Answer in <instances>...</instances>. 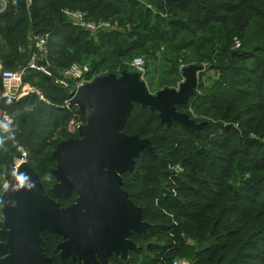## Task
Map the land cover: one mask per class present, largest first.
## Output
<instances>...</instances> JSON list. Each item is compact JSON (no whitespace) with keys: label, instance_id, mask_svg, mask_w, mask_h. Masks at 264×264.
<instances>
[{"label":"trees","instance_id":"trees-1","mask_svg":"<svg viewBox=\"0 0 264 264\" xmlns=\"http://www.w3.org/2000/svg\"><path fill=\"white\" fill-rule=\"evenodd\" d=\"M66 10L84 11L111 28L90 32L74 25ZM47 33L51 76L28 68L32 36ZM137 56L158 64L147 70L150 85L162 78L158 89L183 79L181 65L207 64L196 94L178 106L205 125L168 127L157 111L134 107L124 131L149 138L153 150L124 174L123 188L151 227L132 234L137 247L128 259L112 254L109 263L185 258L193 264H264V0H7L0 13V92L2 70L26 66L25 81L37 76L34 85L44 99L0 96V109L20 112L0 132V231L2 194L23 149L56 201L69 206L77 198L75 190L51 191L53 151L70 137L63 71L79 63L98 75L118 73L130 70L128 62ZM42 237L54 264H77L60 257L62 236L45 231Z\"/></svg>","mask_w":264,"mask_h":264},{"label":"water","instance_id":"water-1","mask_svg":"<svg viewBox=\"0 0 264 264\" xmlns=\"http://www.w3.org/2000/svg\"><path fill=\"white\" fill-rule=\"evenodd\" d=\"M234 53L244 54L238 50ZM204 66L183 68L185 81L177 88L152 93L138 72L124 70L98 76L71 94V104L86 113L79 137H68L53 151L56 167L51 191L75 190L77 198L62 206L44 187L38 172L24 160L2 194L0 264H54L43 249L42 233L62 236V259L77 264H110L115 254L128 259L137 243L133 233L151 227L143 208L123 188V176L135 170L137 158L153 150L149 138L124 131L136 105L157 111L162 124L180 123L202 129L187 112L178 110L196 94Z\"/></svg>","mask_w":264,"mask_h":264},{"label":"built area","instance_id":"built-area-1","mask_svg":"<svg viewBox=\"0 0 264 264\" xmlns=\"http://www.w3.org/2000/svg\"><path fill=\"white\" fill-rule=\"evenodd\" d=\"M31 3L33 0H27ZM7 5V0H0V13L3 12ZM65 14L69 17L74 25L82 27L90 32H99L111 28V23L106 20H94L88 17V14L84 11H70L66 10ZM31 42L34 45V51L31 57L28 67H36L41 72L47 75H52L51 67L52 62L50 60V50H49V33L47 34H34L31 38ZM40 62V63H39ZM130 70L132 72H138L143 80L147 75L146 61L142 56H137L128 62ZM27 67H21L20 69L2 70V84L0 96L3 98L19 100L30 93V89L24 86L25 84V73ZM124 70L118 71V75H121ZM128 70V71H130ZM131 72V71H130ZM108 74V73H106ZM103 75V74H102ZM98 74L94 73L92 67L89 64H79L75 63L66 70L63 71L62 77L59 79V83L68 89L69 96L65 101V107L70 110L71 117L67 125V132L70 137H79L81 127L86 123V113L85 118L83 117L82 110L78 106L71 104V94L74 90L80 86L94 81ZM146 81V80H145ZM39 93V92H38ZM41 98L44 99V96ZM84 112V111H83ZM15 123V118L9 114L6 110L0 109V132L5 128H11ZM24 161L23 158L18 159L16 162V168L19 163ZM8 183L5 184V188ZM172 264H193L192 261L185 258H177Z\"/></svg>","mask_w":264,"mask_h":264},{"label":"rangeland","instance_id":"rangeland-1","mask_svg":"<svg viewBox=\"0 0 264 264\" xmlns=\"http://www.w3.org/2000/svg\"><path fill=\"white\" fill-rule=\"evenodd\" d=\"M145 61H146V69L147 70H149V69H152V68H154L155 66L157 67L158 66V64L157 63H152V61H148V60H146L145 59ZM198 65H202V66H204V68H203V70L202 71H200V73H199V75H198V82H200V79H201V76H202V74H203V72L206 70V67H207V64L206 63H203V64H198ZM167 66H168V64H167ZM181 67V69H182V71H183V68H185V67H187V66H185V65H181L180 66ZM29 69H36V70H38L37 69V65H36V67H28ZM29 71L30 70H26V75H25V78H26V76L28 75V77L30 76L28 73H29ZM131 72L133 71V70H130ZM32 79V80H31ZM30 79V81H25V84H24V86H26L27 88H29L30 89V93L28 94V95H26V96H29V95H31V94H36L37 96L39 95L40 96V90L38 89V87L37 86H35L34 84H35V82H37L38 81V77L37 76H34L33 78H31ZM185 76L183 75V79H181V81H179V83L177 84V85H175V86H166V87H163V88H160V89H158V87H159V84H158V81H162V78H160V79H158L157 78V81H156V83H155V85L154 86H152V85H150L149 83H150V81H149V79L147 78V75L145 76V82H146V84H147V86L149 87V89H150V91L152 92V93H157L158 91H160V90H163V89H165V88H177V89H179V86H180V84L182 83V82H184L185 81ZM143 80V79H142ZM158 89V90H157ZM39 92V93H38ZM37 98V97H36ZM39 106V103H37L36 104V107H38ZM8 110V109H7ZM10 113H11V115L13 114L14 116H15V118H17L18 119V117L20 116L19 114H20V112L19 111H16V112H12V110H8ZM36 111H38V110H36ZM8 112V113H9ZM184 112H187L191 117L192 116H194L195 114H194V112L192 111V110H189V111H185L184 110ZM9 113V114H10ZM193 118V117H192ZM194 119V118H193ZM195 120V119H194ZM196 121V120H195ZM197 122V121H196ZM198 123V122H197ZM23 154H24V160H27V158L30 156V153L27 151V150H25V149H23ZM177 169L179 170V171H182V169H183V166L182 165H179V166H177Z\"/></svg>","mask_w":264,"mask_h":264},{"label":"flooded vegetation","instance_id":"flooded-vegetation-1","mask_svg":"<svg viewBox=\"0 0 264 264\" xmlns=\"http://www.w3.org/2000/svg\"><path fill=\"white\" fill-rule=\"evenodd\" d=\"M131 238H132V236H131ZM133 239V238H132ZM111 256V255H110ZM67 259V258H66ZM63 260H65V259H63ZM98 264H103L102 262L101 263H98Z\"/></svg>","mask_w":264,"mask_h":264}]
</instances>
